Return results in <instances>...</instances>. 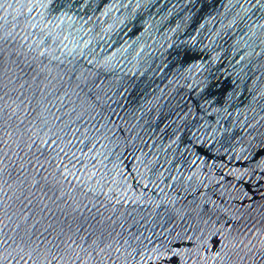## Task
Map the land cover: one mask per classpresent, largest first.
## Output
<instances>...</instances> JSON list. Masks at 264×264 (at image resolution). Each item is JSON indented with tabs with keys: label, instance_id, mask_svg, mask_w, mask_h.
<instances>
[{
	"label": "water",
	"instance_id": "1",
	"mask_svg": "<svg viewBox=\"0 0 264 264\" xmlns=\"http://www.w3.org/2000/svg\"><path fill=\"white\" fill-rule=\"evenodd\" d=\"M0 264H264V0H0Z\"/></svg>",
	"mask_w": 264,
	"mask_h": 264
}]
</instances>
